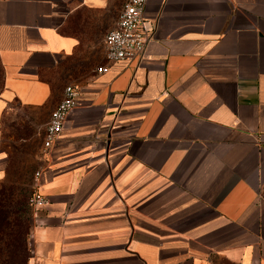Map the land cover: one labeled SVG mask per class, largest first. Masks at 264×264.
<instances>
[{"label":"crops","instance_id":"1","mask_svg":"<svg viewBox=\"0 0 264 264\" xmlns=\"http://www.w3.org/2000/svg\"><path fill=\"white\" fill-rule=\"evenodd\" d=\"M126 1L0 0V186L6 112L82 93L41 142L28 264H264V0H147L144 56L108 64Z\"/></svg>","mask_w":264,"mask_h":264},{"label":"built area","instance_id":"2","mask_svg":"<svg viewBox=\"0 0 264 264\" xmlns=\"http://www.w3.org/2000/svg\"><path fill=\"white\" fill-rule=\"evenodd\" d=\"M147 0H127L120 11L115 27L103 39L105 60L108 64L119 61L141 59L151 40V29L145 17ZM107 70L100 66L97 74ZM81 90L75 85H67L57 106L51 111L42 136V150L49 152L60 139L66 119L81 99ZM38 174H35V177ZM30 199V205L42 206L48 201L36 191Z\"/></svg>","mask_w":264,"mask_h":264},{"label":"rangeland","instance_id":"3","mask_svg":"<svg viewBox=\"0 0 264 264\" xmlns=\"http://www.w3.org/2000/svg\"><path fill=\"white\" fill-rule=\"evenodd\" d=\"M46 115L39 111H30L16 104L4 115V137L1 140L8 160V178L4 181V190L12 201L13 207L19 202L22 213L23 231L28 230L30 199L35 193L34 173L39 168V150L41 148ZM27 238V236H26ZM24 264L25 258L20 259Z\"/></svg>","mask_w":264,"mask_h":264},{"label":"trees","instance_id":"4","mask_svg":"<svg viewBox=\"0 0 264 264\" xmlns=\"http://www.w3.org/2000/svg\"><path fill=\"white\" fill-rule=\"evenodd\" d=\"M8 171L7 168V178ZM3 185L4 183L0 186V264H20L23 257L26 259L24 264H28L29 249L26 236L29 235L30 225L28 230L23 231L22 213H19L21 205L16 202L11 207L12 201Z\"/></svg>","mask_w":264,"mask_h":264}]
</instances>
